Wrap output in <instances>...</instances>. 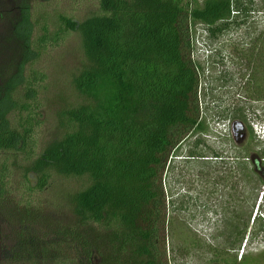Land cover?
Returning <instances> with one entry per match:
<instances>
[{
	"label": "trees",
	"instance_id": "1",
	"mask_svg": "<svg viewBox=\"0 0 264 264\" xmlns=\"http://www.w3.org/2000/svg\"><path fill=\"white\" fill-rule=\"evenodd\" d=\"M99 8L100 15L81 22L59 16L53 33L44 25L42 35L33 39L31 8L23 3L18 23L12 25L18 61L0 86L5 91L0 97V152L26 155L25 170L36 179L29 193L43 190L53 174L87 178L88 184L70 197L73 222L66 227L39 216L30 204L8 209L0 202L5 217L21 226L26 222L27 228H42L47 238L42 241L45 261L31 260L29 243L35 230L29 237L24 228L17 231L8 251L10 264H67L70 250L77 264H169L163 175L189 136L208 132L200 117L201 82L192 61L190 27L203 25L217 35L228 29L232 16L245 10L241 0H204L202 5L197 0H100ZM70 33L80 37L85 58L73 86L88 101L61 113L64 134L37 153L34 118L20 116L31 114L28 100L35 97L32 86L41 76L33 72L26 78L24 70L47 46L59 45ZM257 46L262 55L254 56L264 59V30ZM259 68L252 71V92L261 97L264 62ZM14 113L20 115L17 121L8 117ZM6 174L3 168L0 199ZM249 218L235 226L234 242L228 243L235 247L233 252L240 247ZM62 247L67 257L57 252ZM25 251L26 258L18 255ZM48 251L58 263L48 258ZM224 254L214 253L212 264H228L220 259ZM238 264L254 263L244 259Z\"/></svg>",
	"mask_w": 264,
	"mask_h": 264
},
{
	"label": "rangeland",
	"instance_id": "2",
	"mask_svg": "<svg viewBox=\"0 0 264 264\" xmlns=\"http://www.w3.org/2000/svg\"><path fill=\"white\" fill-rule=\"evenodd\" d=\"M197 2L202 5L204 0ZM23 3L31 8V21L35 26L33 39L42 35L44 25L53 33L59 16L81 22L101 14L100 0H0V86L12 74L11 64L14 67L18 61L13 49L12 25L18 23V8ZM241 3L245 13L232 16L234 19L222 33L212 35L203 25L190 27L192 61L199 67L201 82L200 117L208 132L189 136L169 159L163 175L168 214L164 237L169 264H212L215 257L212 255L216 252H224L220 259L227 260L228 264L234 258L236 264L244 259L248 263L264 264V102L254 99L247 79L264 62L254 56L261 54L257 42L264 30V0H241ZM84 64L80 37L70 33L59 45L47 46L35 56L32 64L26 65V78L33 72L41 76L32 86L35 97L28 100L31 114L14 113L8 117L16 121L19 116L34 118L31 124L37 153L64 134L59 122L61 113L87 103L73 86ZM4 95L1 87L0 97ZM235 121L248 126L252 143L247 153L235 150L237 199L235 213L231 214L227 209L228 201L217 194L220 188L216 184L215 157L228 153L230 146L233 148L229 138L231 123ZM25 157L21 151L0 152V176L3 168L7 173L0 202L8 209L14 204L19 209L30 204L39 216L56 221L60 226L70 225L73 217L69 199L87 186L88 179L53 174L43 190L29 193L27 189L35 185L36 179L26 172ZM251 158H257L260 163L256 173L246 160ZM5 214L0 210V264L12 261L8 251L22 228L28 232V237L35 230L34 239L29 243L31 260L45 261L42 241L46 242L47 238L43 237L44 232L40 233L42 228L34 225L27 228L26 222L21 226L18 220L11 221ZM248 218L244 238L239 249L233 252L231 249L235 247L228 243L234 242L238 221L241 225ZM191 239L197 241L194 246ZM57 252L60 257L68 256L64 247ZM28 253L18 255L26 258ZM69 253L72 259L67 264H77L74 253L71 250ZM47 255L50 260L55 258L53 251H48ZM54 262L59 260L54 259Z\"/></svg>",
	"mask_w": 264,
	"mask_h": 264
},
{
	"label": "flooded vegetation",
	"instance_id": "3",
	"mask_svg": "<svg viewBox=\"0 0 264 264\" xmlns=\"http://www.w3.org/2000/svg\"><path fill=\"white\" fill-rule=\"evenodd\" d=\"M249 80V89L253 91L256 85L253 84L252 73L248 75ZM254 99L256 101L264 102V95L258 96L255 95ZM230 134L231 137L229 138L233 144V148L230 146V151L228 153L224 152L223 155L217 156L216 158V184L219 186L217 194L219 197H223L226 201H228V211L231 214L235 213V204L237 199V186H236V155L235 150H240L247 153L250 151L249 148L252 143V135L251 131L245 123L235 121L231 123L230 126ZM234 150V151H233ZM244 152V153H245ZM251 164V168H253L254 173L258 171L260 168V163L257 158L255 159H246ZM225 209V211L227 210Z\"/></svg>",
	"mask_w": 264,
	"mask_h": 264
}]
</instances>
